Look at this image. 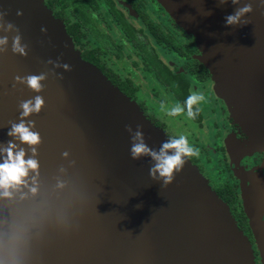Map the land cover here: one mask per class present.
Returning <instances> with one entry per match:
<instances>
[{
    "label": "water",
    "instance_id": "95a60500",
    "mask_svg": "<svg viewBox=\"0 0 264 264\" xmlns=\"http://www.w3.org/2000/svg\"><path fill=\"white\" fill-rule=\"evenodd\" d=\"M158 1L195 38L199 62L247 137L227 139V150L264 152V0ZM246 3L252 10L227 25ZM0 26L8 37L0 50V147L12 140L39 162L36 195L0 199V231L14 221L27 226L22 264H253L227 205L188 158L168 185L149 175V155L132 159L128 126L139 125L155 150L165 135L81 57L43 0H0ZM17 34L23 54L12 48ZM41 73L39 90L18 79ZM37 95L39 112L21 117L20 102ZM22 119L39 133L35 154L7 134Z\"/></svg>",
    "mask_w": 264,
    "mask_h": 264
},
{
    "label": "flooded vegetation",
    "instance_id": "af4514ba",
    "mask_svg": "<svg viewBox=\"0 0 264 264\" xmlns=\"http://www.w3.org/2000/svg\"><path fill=\"white\" fill-rule=\"evenodd\" d=\"M43 2L53 16L64 23L81 56L84 55L87 62L97 67L128 98L134 99L138 91L149 92V87L154 86L157 90L163 88L164 94L175 103L180 102L175 91L182 92L181 81L187 84L186 92L189 94L210 75L209 72L204 73L194 41L188 40L170 15L161 10V19L157 20L154 0ZM107 62L116 65L122 72L113 70ZM120 74H124V78ZM199 116V121L195 123H201L202 108ZM147 117L153 122L156 120L150 114ZM220 121L219 125L225 123L221 125L226 132L225 139L232 135L240 141L247 139L235 125H227L231 121L223 118ZM215 149L225 155L229 153L225 144ZM189 159L227 205L236 226L249 242L254 264H264L263 152L235 153L231 163L227 158L221 161V171L216 172V177L206 170L205 160L199 161L194 156Z\"/></svg>",
    "mask_w": 264,
    "mask_h": 264
},
{
    "label": "clouds",
    "instance_id": "9594fccd",
    "mask_svg": "<svg viewBox=\"0 0 264 264\" xmlns=\"http://www.w3.org/2000/svg\"><path fill=\"white\" fill-rule=\"evenodd\" d=\"M223 2L225 0H221V3ZM233 2L236 3L237 0H233ZM251 10L252 5L246 3L234 13L228 14L225 17V23L227 25L238 24L241 16ZM12 28L13 25L9 23L7 29ZM20 41V35H15L13 37L12 48L13 51L23 54L25 46ZM7 42V36H0V50L7 45ZM63 67L67 69L69 65L65 63ZM18 79L22 83H26L30 88L39 90L42 86L40 81L44 79V74H32ZM202 100H204L203 93L193 90L182 103L176 102L167 108V113L172 116L185 113L188 118L195 119L200 111L199 104ZM42 104L43 98L39 95L32 99L21 101L19 105L22 109L20 112L21 117H27L30 113L39 112ZM32 124L33 121L29 120L26 124L22 119L19 123H13L7 134L29 146H33L30 150L35 154L36 148L34 146L40 143V136L37 131L32 130ZM128 131L132 133L131 138L133 141L130 147V156L132 159H139L142 155H149L154 161L149 168V175L154 179H162L164 185L173 182L175 175L183 168L187 157L197 155L199 152V149L189 141L185 133L168 136L162 142L159 150H155L145 143L143 131L139 125L134 132L128 126ZM62 155L67 157L69 153L65 151ZM38 170L39 162L35 155L25 158V149L18 147L16 143L9 140L6 146L0 147V199L12 200L18 195L19 199L23 200L30 195H36L39 187L37 180L39 175ZM30 171L34 173L31 176V184H29ZM64 184V180L57 179L56 186L58 188H63ZM25 188L27 191H23ZM26 241L27 226L23 223L14 221L9 225L7 231H0V264H22L21 252Z\"/></svg>",
    "mask_w": 264,
    "mask_h": 264
},
{
    "label": "rangeland",
    "instance_id": "374dc122",
    "mask_svg": "<svg viewBox=\"0 0 264 264\" xmlns=\"http://www.w3.org/2000/svg\"><path fill=\"white\" fill-rule=\"evenodd\" d=\"M154 1L156 6V8H154V13L157 20L161 19V14H159L161 10H164L165 13L169 15V13L164 9V7L158 0ZM164 19L165 17H163V20ZM178 28L187 35L188 40L194 41V48L199 51L200 55L198 57H200L201 52L198 49V46L195 42V38L179 26ZM107 66H110L113 70L117 69L118 73L122 72L116 65L111 64V62H107ZM120 77L124 78V74H120ZM215 85L216 83L211 75H209L203 83H198L197 85V91L202 92L204 95V100H202L199 104V107L202 108L203 113L201 123H195L191 118L186 117L183 113L177 114L175 116L169 115L167 113V108L171 107L173 104H175V102L170 98V96L164 94L163 88L157 90L154 88V86H150L149 92L138 91L137 93H135L133 97L134 99L129 98L130 101L134 102L138 106V108L142 111L146 119H148L154 126L159 128L163 132L166 139L168 138V136L185 133L189 141L199 149L198 154L194 155V157H196L199 161H206V170H208L210 174H214L213 177L217 176L216 172L220 173L222 167L221 161L226 160L227 158V160L231 163V161L233 160L232 155L235 154L228 151V155H225L224 153L219 152L218 149L215 148L225 144L227 150V139H237L235 135L228 136V138L225 139L226 132L223 130L224 126H221L225 123L219 125V123L221 122L220 119L223 118L224 120L227 119L231 121V123L227 125H235V128L240 129L243 133L238 123H236L231 118L230 113L228 111V106L226 105L224 99L218 96L220 90L219 88H216ZM139 103H141L142 106H140ZM149 114L156 118L154 122L147 117V115ZM156 122L159 124H156ZM201 124L202 127L200 128ZM157 125H163V127ZM214 149L217 152H213ZM187 158L189 159V157ZM191 164L193 163L191 162ZM194 166L198 169L196 164ZM199 173L207 182L210 190L216 194L213 187L209 185V180L203 175L202 172L199 171ZM252 262L254 264L253 255Z\"/></svg>",
    "mask_w": 264,
    "mask_h": 264
},
{
    "label": "trees",
    "instance_id": "16d2710c",
    "mask_svg": "<svg viewBox=\"0 0 264 264\" xmlns=\"http://www.w3.org/2000/svg\"><path fill=\"white\" fill-rule=\"evenodd\" d=\"M81 55V54H80ZM84 60L86 59V57L84 55L81 56ZM87 61V59L85 60ZM201 63V62H200ZM203 65V64H202ZM204 69V73L207 74L208 70L203 66ZM188 86L187 84L183 83L181 81V91L179 90V92L175 91L176 96H178L177 98H179V101L182 103L184 101V99L186 98V96L188 95L186 90H187ZM119 89V88H118ZM120 90V89H119ZM121 91V90H120ZM195 107V106H194ZM192 119V118H191ZM200 119L199 113L196 115L195 119H192L193 121L198 122Z\"/></svg>",
    "mask_w": 264,
    "mask_h": 264
}]
</instances>
